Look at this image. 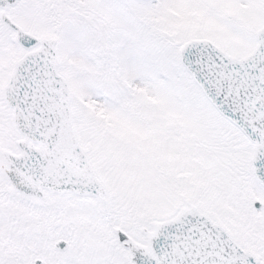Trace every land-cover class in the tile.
I'll return each instance as SVG.
<instances>
[{
  "label": "snow or ice",
  "instance_id": "obj_1",
  "mask_svg": "<svg viewBox=\"0 0 264 264\" xmlns=\"http://www.w3.org/2000/svg\"><path fill=\"white\" fill-rule=\"evenodd\" d=\"M0 264H264V0H0Z\"/></svg>",
  "mask_w": 264,
  "mask_h": 264
}]
</instances>
